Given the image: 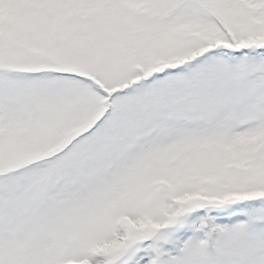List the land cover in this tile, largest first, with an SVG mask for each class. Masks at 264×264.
Segmentation results:
<instances>
[{
	"label": "snow or ice",
	"instance_id": "1",
	"mask_svg": "<svg viewBox=\"0 0 264 264\" xmlns=\"http://www.w3.org/2000/svg\"><path fill=\"white\" fill-rule=\"evenodd\" d=\"M0 264H264V0H0Z\"/></svg>",
	"mask_w": 264,
	"mask_h": 264
}]
</instances>
